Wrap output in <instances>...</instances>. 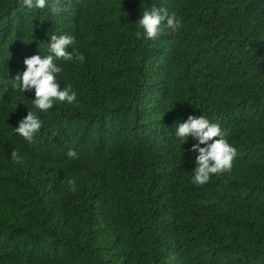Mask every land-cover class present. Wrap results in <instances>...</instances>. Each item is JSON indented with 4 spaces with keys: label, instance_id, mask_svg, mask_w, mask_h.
I'll list each match as a JSON object with an SVG mask.
<instances>
[{
    "label": "trees",
    "instance_id": "1",
    "mask_svg": "<svg viewBox=\"0 0 264 264\" xmlns=\"http://www.w3.org/2000/svg\"><path fill=\"white\" fill-rule=\"evenodd\" d=\"M61 3L0 0V264H264V0ZM153 7L182 27L137 40ZM53 34L85 60L55 61L77 99L43 113L12 80ZM27 111L43 122L31 143L13 130ZM189 115L237 151L204 186L197 141L175 137Z\"/></svg>",
    "mask_w": 264,
    "mask_h": 264
},
{
    "label": "clouds",
    "instance_id": "2",
    "mask_svg": "<svg viewBox=\"0 0 264 264\" xmlns=\"http://www.w3.org/2000/svg\"><path fill=\"white\" fill-rule=\"evenodd\" d=\"M23 7L27 9L50 8L51 13L58 15L66 9L62 7L61 0H20ZM137 23L135 37L137 40H155L159 37L166 26L172 32L182 27V20L177 18L175 13L169 14L166 8L153 7L144 10ZM51 43L47 45L48 55H32L25 58L23 63L26 66L22 74H18L12 80V88L21 93L34 91L33 106L40 112L47 113L53 107L54 102H66L72 104L77 99V93L69 84L60 87L58 74L62 71L55 63L62 59L71 62L74 59L83 63L85 57L82 53H71L67 51L68 46L75 43V38L70 35H51ZM43 122L33 111H27V115L14 128V132L28 142H33L36 133L41 129ZM228 133L222 129L219 123H212L205 116L195 117L189 115L182 123H177L175 137L182 144L189 137L197 143L191 147L196 153L195 168L191 177L194 186H204L212 177V174L223 175L230 172L233 167V160L237 156L236 149L226 139ZM201 145H204L201 147ZM69 159H78V154L72 149L66 153ZM13 162L19 163L20 156L16 150L11 152ZM69 191L75 193L76 181H67Z\"/></svg>",
    "mask_w": 264,
    "mask_h": 264
}]
</instances>
